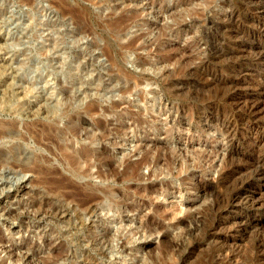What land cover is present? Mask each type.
Returning a JSON list of instances; mask_svg holds the SVG:
<instances>
[{
    "label": "rangeland",
    "instance_id": "rangeland-1",
    "mask_svg": "<svg viewBox=\"0 0 264 264\" xmlns=\"http://www.w3.org/2000/svg\"><path fill=\"white\" fill-rule=\"evenodd\" d=\"M0 42V263L264 264V0H0Z\"/></svg>",
    "mask_w": 264,
    "mask_h": 264
},
{
    "label": "bare ground",
    "instance_id": "bare-ground-1",
    "mask_svg": "<svg viewBox=\"0 0 264 264\" xmlns=\"http://www.w3.org/2000/svg\"><path fill=\"white\" fill-rule=\"evenodd\" d=\"M1 43V42H0ZM4 64L2 63V61H0V69H1V67L3 66ZM15 73V72H14ZM14 86V85H13ZM24 88V87H23ZM22 89V88H21ZM18 90V89H17ZM4 92V91H3ZM16 92V91H15ZM27 92V91H26ZM22 93V92H21ZM27 94V93H26ZM25 95V94H24ZM24 95H22V96H24ZM5 96V95H4ZM10 97V96H9ZM17 97V96H16ZM18 98V97H17ZM2 99V98H1ZM0 99V100H1ZM11 99V98H10ZM29 99V98H28ZM15 100V99H14ZM12 102V101H11ZM26 103V102H25ZM2 104V103H1ZM36 104V103H35ZM39 104H41V103H39ZM27 105V104H26ZM24 106V105H23ZM31 106V105H30ZM48 106V105H47ZM1 108V107H0ZM11 108H12V106H11ZM12 110H14V109H12ZM22 110V109H21ZM38 110V109H37ZM16 111V110H15ZM27 111V110H26ZM40 111V110H39ZM47 111V110H46ZM18 112V111H17ZM38 111H36V113H37ZM41 112V111H40ZM24 113V112H23ZM35 112H26V114H27V117H31V116H33V117H35V114H36ZM25 114V115H26ZM38 114H39V112H38ZM20 115V114H19ZM23 119V118H22ZM15 130H17L16 129V126L14 125V124H12V125H4V123H1L0 122V139L1 138H3V136H6V135H11V134H14V132H15ZM30 130H31V128H30ZM30 130H26V133L27 134H29L30 136L33 134L34 136L33 137H35L36 139H37V141H39V139L40 140H42V141H47V142H49V143H53L54 142V139H55V137L56 136H54L53 134H52V129H46V128H43L42 129V131H43V135H39V136H36L35 135V133H33L32 131H30ZM37 134V133H36ZM42 134V133H41ZM38 135V134H37ZM55 135H56V133H55ZM24 137V136H23ZM32 137V138H33ZM92 137V136H91ZM10 138V137H9ZM25 138V137H24ZM11 139V138H10ZM26 139V138H25ZM34 139V138H33ZM4 140H5V137H4ZM36 140H34V142L33 143H35L36 144V142H35ZM91 141H94V138H91ZM40 142V141H39ZM38 142V143H39ZM41 143V142H40ZM61 146H63V147H67V145L64 143V141H61ZM41 145V144H40ZM39 145V146H40ZM38 146V145H37ZM64 149V148H63ZM2 150V149H1ZM0 150V154H2L3 152V150L1 151ZM80 158H81V156H79V155H77V157L75 156V159H74V161L75 160H77V161H79L80 160ZM75 163H77L76 161H75ZM4 164H2V166H3ZM243 197H245V196H243ZM241 198L242 197H240V195H238V197H236L235 199H233L235 202H240V201H242L241 200ZM248 198V197H247ZM246 198V199H247ZM249 199V198H248ZM233 201V202H234ZM243 201H244V199H243ZM241 202V203H244V202ZM254 201V200H253ZM256 201V200H255ZM231 202V201H230ZM247 202V201H246ZM240 203V204H241ZM255 203V202H254ZM248 204V203H247ZM256 204V203H255ZM260 204V203H259ZM257 205V204H256ZM261 205H262V202H261ZM264 205V204H263ZM258 206V205H257ZM255 208H257L256 206H255ZM235 229V228H234ZM228 246V245H227ZM257 261V260H256ZM240 262V261H239ZM237 263V262H236ZM235 262L233 263V264H236ZM0 264H2V263H0ZM254 264H256V263H254Z\"/></svg>",
    "mask_w": 264,
    "mask_h": 264
}]
</instances>
